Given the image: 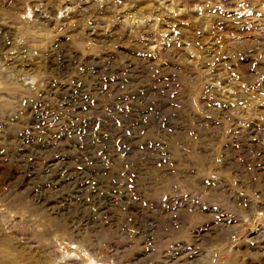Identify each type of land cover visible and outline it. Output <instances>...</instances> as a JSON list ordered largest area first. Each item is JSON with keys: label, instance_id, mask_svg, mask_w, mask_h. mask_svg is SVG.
<instances>
[{"label": "rangeland", "instance_id": "rangeland-1", "mask_svg": "<svg viewBox=\"0 0 264 264\" xmlns=\"http://www.w3.org/2000/svg\"><path fill=\"white\" fill-rule=\"evenodd\" d=\"M0 264H264V0H0Z\"/></svg>", "mask_w": 264, "mask_h": 264}]
</instances>
